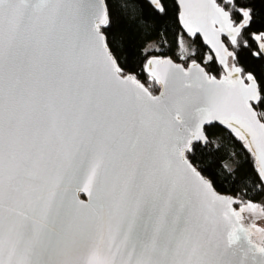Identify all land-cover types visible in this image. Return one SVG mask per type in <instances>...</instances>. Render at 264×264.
I'll list each match as a JSON object with an SVG mask.
<instances>
[{
  "label": "snow or ice",
  "instance_id": "snow-or-ice-1",
  "mask_svg": "<svg viewBox=\"0 0 264 264\" xmlns=\"http://www.w3.org/2000/svg\"><path fill=\"white\" fill-rule=\"evenodd\" d=\"M256 64L264 0H0V264H264Z\"/></svg>",
  "mask_w": 264,
  "mask_h": 264
},
{
  "label": "trees",
  "instance_id": "trees-1",
  "mask_svg": "<svg viewBox=\"0 0 264 264\" xmlns=\"http://www.w3.org/2000/svg\"><path fill=\"white\" fill-rule=\"evenodd\" d=\"M113 32L117 39V42L120 46V50L123 53L122 59L124 62L138 67V62L140 60V49L141 45L143 43V39L141 34L138 32V30L134 27H129V24L127 21L122 20L117 16L116 21L113 26ZM165 52L168 51L167 48L164 49ZM171 54V53H169ZM254 68L258 72H264V64H256L254 65ZM222 133L217 130L213 129L212 132V138L216 139L217 137L221 136ZM221 147L217 151L215 149L212 150L211 154L208 153H198V155H203L206 157L205 159V166L209 163H211L213 160L218 159L220 157H227V153L229 150L242 152L243 150L240 149L238 142L224 138L221 141ZM244 157H247V153L243 152V155L239 157L242 161V166L240 170V176L243 177L245 175H251L252 169H251V158L249 157L247 160L244 159ZM219 173V170H217ZM243 182H234L233 180H229L227 183H221L218 187V191H221L223 194L226 195H234L236 192H238L240 189L243 188ZM249 195H252V193H249Z\"/></svg>",
  "mask_w": 264,
  "mask_h": 264
}]
</instances>
